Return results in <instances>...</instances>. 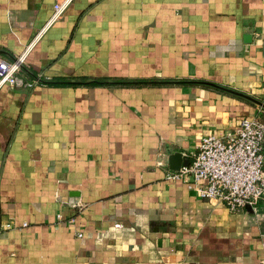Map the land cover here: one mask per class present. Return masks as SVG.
Returning a JSON list of instances; mask_svg holds the SVG:
<instances>
[{"label": "crops", "instance_id": "obj_1", "mask_svg": "<svg viewBox=\"0 0 264 264\" xmlns=\"http://www.w3.org/2000/svg\"><path fill=\"white\" fill-rule=\"evenodd\" d=\"M53 3L0 0V59L40 82L0 89V264H264L261 203L167 178L264 124V0H74L42 30Z\"/></svg>", "mask_w": 264, "mask_h": 264}, {"label": "built area", "instance_id": "obj_2", "mask_svg": "<svg viewBox=\"0 0 264 264\" xmlns=\"http://www.w3.org/2000/svg\"><path fill=\"white\" fill-rule=\"evenodd\" d=\"M73 1L54 0L50 19L42 30L58 21ZM24 59V56L13 61L0 59V89L4 86L31 89L40 83L22 75ZM263 140V123L241 119L224 138H203L191 162L167 178L185 183L197 198L216 200L230 212L248 206L255 209L259 203L264 212ZM56 219L62 218L57 215ZM78 237L82 235L79 233Z\"/></svg>", "mask_w": 264, "mask_h": 264}, {"label": "water", "instance_id": "obj_3", "mask_svg": "<svg viewBox=\"0 0 264 264\" xmlns=\"http://www.w3.org/2000/svg\"><path fill=\"white\" fill-rule=\"evenodd\" d=\"M202 84L214 86V85H212L210 83H202ZM254 102L259 105V103L257 101H254ZM168 161H169V164H170V169L173 172H178L180 170V168L182 167V165H188V163H186V161H184L183 155L180 154V153L171 154L169 156Z\"/></svg>", "mask_w": 264, "mask_h": 264}, {"label": "trees", "instance_id": "obj_4", "mask_svg": "<svg viewBox=\"0 0 264 264\" xmlns=\"http://www.w3.org/2000/svg\"><path fill=\"white\" fill-rule=\"evenodd\" d=\"M61 84H63V85H70V86H77V84H74V83H61ZM95 84H100V83H98V82H95Z\"/></svg>", "mask_w": 264, "mask_h": 264}]
</instances>
